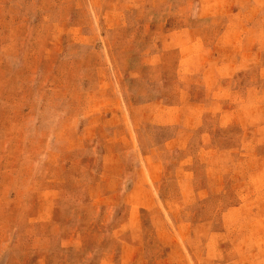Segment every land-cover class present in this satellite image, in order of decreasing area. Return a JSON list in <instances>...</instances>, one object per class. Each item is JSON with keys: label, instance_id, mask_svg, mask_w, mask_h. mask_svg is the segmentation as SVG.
<instances>
[{"label": "rangeland", "instance_id": "1", "mask_svg": "<svg viewBox=\"0 0 264 264\" xmlns=\"http://www.w3.org/2000/svg\"><path fill=\"white\" fill-rule=\"evenodd\" d=\"M168 24L203 26L204 45L183 52L208 63L219 40L253 45L251 71L237 80L253 91L247 121L261 123L264 0H0V264H99L121 242L137 246L113 238L115 221L149 194L132 191L150 180L135 184L130 164L168 135L156 125L178 50L168 49ZM234 129L221 146L256 157L234 165L264 166L261 140L240 143L245 129Z\"/></svg>", "mask_w": 264, "mask_h": 264}, {"label": "crops", "instance_id": "2", "mask_svg": "<svg viewBox=\"0 0 264 264\" xmlns=\"http://www.w3.org/2000/svg\"><path fill=\"white\" fill-rule=\"evenodd\" d=\"M203 28L168 24V49L178 50L168 53V61L173 59L168 104H164L162 121L156 123L168 129V135L152 142L150 149L141 150L142 163L134 160L130 164L135 184L144 173L150 180L149 185L141 184L132 191L149 194L132 199L126 214L115 221L113 238L138 243L121 242L118 250L99 264H264V166L240 170L235 161L245 165L256 158L253 152L221 146V134L227 127V131L245 129L240 143L251 146L259 139L264 144V118L258 124L249 122L252 106L242 107L253 91L237 80L239 71H251L253 45L246 44V39L239 46L219 40L215 44L220 48L218 55L208 63V58L200 59L199 54L183 52L189 46L204 45L197 34ZM193 31L196 34L191 37L196 38L189 41L186 35ZM261 46L256 45V50ZM257 60L264 71V57L259 55ZM191 78L198 83H188ZM263 89L255 94H262ZM250 128L252 131L246 132ZM253 128H261L260 138L251 134ZM259 158L264 161V150ZM255 177H260V183ZM238 179L243 181L237 183Z\"/></svg>", "mask_w": 264, "mask_h": 264}]
</instances>
